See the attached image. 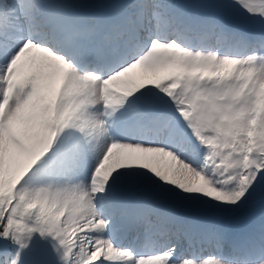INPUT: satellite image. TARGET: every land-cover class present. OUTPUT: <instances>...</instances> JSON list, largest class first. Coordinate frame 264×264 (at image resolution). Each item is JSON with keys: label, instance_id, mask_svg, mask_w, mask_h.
I'll use <instances>...</instances> for the list:
<instances>
[{"label": "snow or ice", "instance_id": "6c2138e0", "mask_svg": "<svg viewBox=\"0 0 264 264\" xmlns=\"http://www.w3.org/2000/svg\"><path fill=\"white\" fill-rule=\"evenodd\" d=\"M0 264H264V0H0Z\"/></svg>", "mask_w": 264, "mask_h": 264}, {"label": "water", "instance_id": "95a60500", "mask_svg": "<svg viewBox=\"0 0 264 264\" xmlns=\"http://www.w3.org/2000/svg\"><path fill=\"white\" fill-rule=\"evenodd\" d=\"M243 219H245V217H244ZM243 219H242V220H243Z\"/></svg>", "mask_w": 264, "mask_h": 264}]
</instances>
